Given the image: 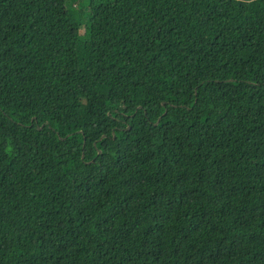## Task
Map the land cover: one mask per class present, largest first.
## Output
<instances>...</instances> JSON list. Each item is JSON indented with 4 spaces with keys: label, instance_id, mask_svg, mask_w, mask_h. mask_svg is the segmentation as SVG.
Listing matches in <instances>:
<instances>
[{
    "label": "trees",
    "instance_id": "trees-1",
    "mask_svg": "<svg viewBox=\"0 0 264 264\" xmlns=\"http://www.w3.org/2000/svg\"><path fill=\"white\" fill-rule=\"evenodd\" d=\"M0 264H264V0H0Z\"/></svg>",
    "mask_w": 264,
    "mask_h": 264
},
{
    "label": "water",
    "instance_id": "water-1",
    "mask_svg": "<svg viewBox=\"0 0 264 264\" xmlns=\"http://www.w3.org/2000/svg\"><path fill=\"white\" fill-rule=\"evenodd\" d=\"M158 121V120H157Z\"/></svg>",
    "mask_w": 264,
    "mask_h": 264
}]
</instances>
